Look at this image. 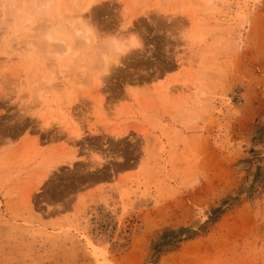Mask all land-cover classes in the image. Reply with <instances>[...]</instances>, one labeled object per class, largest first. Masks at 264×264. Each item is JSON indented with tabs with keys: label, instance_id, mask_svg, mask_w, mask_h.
Wrapping results in <instances>:
<instances>
[{
	"label": "rangeland",
	"instance_id": "obj_1",
	"mask_svg": "<svg viewBox=\"0 0 264 264\" xmlns=\"http://www.w3.org/2000/svg\"><path fill=\"white\" fill-rule=\"evenodd\" d=\"M124 3L152 55L102 87L0 55V264H264V0Z\"/></svg>",
	"mask_w": 264,
	"mask_h": 264
},
{
	"label": "clouds",
	"instance_id": "obj_2",
	"mask_svg": "<svg viewBox=\"0 0 264 264\" xmlns=\"http://www.w3.org/2000/svg\"><path fill=\"white\" fill-rule=\"evenodd\" d=\"M104 3L122 5L114 30H103L90 15ZM141 15L130 17L124 0H0V55L17 54L20 71L27 68L21 94L43 104L65 80L102 87L133 53L150 57L151 46L132 30Z\"/></svg>",
	"mask_w": 264,
	"mask_h": 264
},
{
	"label": "bare ground",
	"instance_id": "obj_3",
	"mask_svg": "<svg viewBox=\"0 0 264 264\" xmlns=\"http://www.w3.org/2000/svg\"><path fill=\"white\" fill-rule=\"evenodd\" d=\"M91 11H92V10H91ZM90 13H92V12H90ZM90 15H91V14H90ZM59 91H60V90H59ZM57 110H58V108H57ZM59 110L61 111L62 109H59ZM59 110H58V111H59ZM60 111H59V112H60ZM147 202H148V200H147ZM136 207H137V206H136Z\"/></svg>",
	"mask_w": 264,
	"mask_h": 264
}]
</instances>
